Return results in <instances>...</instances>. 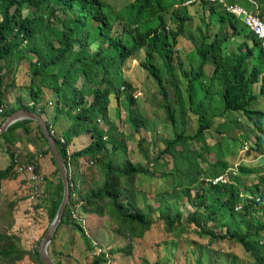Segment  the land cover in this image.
Returning a JSON list of instances; mask_svg holds the SVG:
<instances>
[{
	"label": "trees",
	"instance_id": "16d2710c",
	"mask_svg": "<svg viewBox=\"0 0 264 264\" xmlns=\"http://www.w3.org/2000/svg\"><path fill=\"white\" fill-rule=\"evenodd\" d=\"M186 1L125 0L117 8L115 0H0V125L18 109L42 116L69 179V201L48 245L50 252H55L52 246L62 224L85 231L77 214L82 206L87 214L106 216L129 241L152 228L157 212L176 250L185 239L186 225H193V231L207 240L204 245L194 243L196 264H216L224 259L212 248L220 241L238 244L249 258L225 253L224 264H240V260L241 264H264V173L259 172L257 181L247 184L246 177L255 172L244 166L232 172L225 152L228 142H244L254 157H264V47L242 16L218 2ZM224 1L244 7L239 0ZM188 6L193 7L192 12ZM260 9L256 15L264 20V3ZM59 10L62 16L57 14ZM232 42L235 49L228 47ZM132 56L153 78L160 94L158 104L173 129V136L163 139L164 147L159 150L156 139L146 136L152 126L140 113L134 88L123 71ZM22 60L27 61L24 72L29 76L25 87L19 86L15 76L21 72ZM9 71L13 75L7 80ZM13 90L18 94L7 103L6 93ZM112 102L117 116L119 105H123L128 133L120 131L111 119ZM48 105L53 106L51 118L66 121L59 135L54 119L48 121ZM190 113L197 123L194 133L187 131ZM214 116L221 117L216 126ZM234 129L243 130L228 135ZM212 131L218 135L209 145L206 133ZM23 137L33 145L34 140L39 141L38 150L30 145L19 147ZM75 137L77 146L70 150ZM0 139L8 156L7 164L0 168V188L3 180L21 175L13 159L16 151L22 162L34 164L38 171V158L49 155L55 167L50 178L44 177V195L36 203L45 202L49 225L60 204L63 183L41 127L35 120H18ZM132 140L144 163L129 158L127 143ZM211 151L214 160L206 156ZM162 155L172 160L167 171L160 162ZM72 157L77 162L75 191L69 174ZM199 159L206 162L205 167ZM84 163L87 170L94 165L99 176L82 171ZM158 171L164 187L151 192L143 189V180L154 178ZM220 176L224 180L211 182ZM185 202L195 209L183 221L180 205ZM86 245L94 254L90 264H104L107 252L128 255L132 248L128 243L104 251L88 239ZM25 254L17 236L0 233V264H16ZM32 254L43 264L38 246ZM58 254L62 256L63 251ZM216 254H220L219 261ZM55 262L67 264L60 258ZM161 263L155 260V264Z\"/></svg>",
	"mask_w": 264,
	"mask_h": 264
},
{
	"label": "rangeland",
	"instance_id": "374dc122",
	"mask_svg": "<svg viewBox=\"0 0 264 264\" xmlns=\"http://www.w3.org/2000/svg\"><path fill=\"white\" fill-rule=\"evenodd\" d=\"M114 6L120 8L125 0H115ZM194 1V0H190ZM199 2V0H196ZM187 2V1H186ZM240 4H243L244 7L247 8L249 12L257 14L261 9V5H263V0H239ZM253 5V6H252ZM199 7V6H197ZM188 11L192 12L193 7L188 6ZM201 10V9H200ZM26 9L24 13H26ZM58 15L62 16V11L57 12ZM251 36L248 38L251 44ZM261 45L264 47V42L262 39ZM77 47V46H76ZM229 48L236 47L234 42L229 43ZM21 72L17 71L15 73L17 83L20 87H25L28 85L29 76L24 72L25 67H27V61H21ZM124 72L127 76V82L134 88L132 94L136 97L138 109L140 113L149 119V125L152 126L150 133H146L147 138L156 139V149H162L164 147L163 139L173 136V129L168 123L166 119V115L164 113V109L160 107L158 104L159 93L156 89V84L153 81V78L149 77L145 70L138 64V60L136 56H132L128 64L123 68ZM209 69V67H208ZM13 75L12 71H9L7 74V80H9ZM80 81L78 85H80ZM169 95L172 96V87L168 85ZM23 89V88H22ZM24 90V89H23ZM17 90H13L10 94L6 93V101L8 103L9 100H13L14 96L17 95ZM49 95L48 93H46ZM22 95H26V93H22ZM44 95L45 97L48 96ZM112 102V109L110 110V117L116 123L120 131L128 133L129 128L128 125L124 122L125 112L123 111V105H119V116H117L116 109L117 106ZM53 105V103H52ZM48 105L46 107L47 116L50 117L53 113V106ZM264 106V104H262ZM261 106V105H260ZM218 115V114H217ZM221 117L214 116L213 118V126L220 121ZM54 119V129L56 134H61V131L65 129L66 121L55 119L53 116L50 117L48 121ZM59 121L62 123L60 126ZM102 126L104 123L100 122ZM197 127L195 117L190 113L188 114V124L187 131L189 133H194ZM251 126H248V130ZM243 129H234L228 133L230 136H235L242 132ZM250 132V130H249ZM33 134V132H32ZM216 132H211L210 135L206 133V140L209 145H212L217 138ZM83 134L81 138H84ZM253 139V137H251ZM76 137L73 139V146L70 147V150L75 149L77 146ZM35 145L32 144V141L28 143V141L23 137L21 144L19 147L28 148L29 145L32 146L34 151H37L40 145V142L34 140ZM2 141L0 139V168L4 167L8 162V156L4 151L2 146ZM32 144V145H31ZM128 152L129 158L133 161H141L145 162L146 160L141 154L138 152L137 147H135L136 141H128ZM227 156V160L231 164V171H236L238 166H244L247 168H251L254 175L246 177V183L250 184L254 181H257V177L255 175H259L260 173H264V157H254L253 154L250 153V150L247 151V145L244 142H237L232 145L230 142L227 144V150L225 151ZM151 155V154H150ZM207 158L210 160H214V152H206ZM71 165L69 174L72 181V186H74V191L78 184L77 181V169H76V159L75 157L71 158ZM83 162V161H82ZM85 162V161H84ZM160 162L164 165V171H167L172 166L171 158H167L166 155H162L160 158ZM201 167H205L206 162L203 159H199ZM39 172L46 176L47 178L51 177V172L54 170V165L51 162L49 155L40 156L38 158ZM85 163L80 165L82 171L91 172L92 176L98 177L97 168L94 165L91 166L90 170L85 169ZM161 172H156L154 178L146 177L143 180V189L148 191H157L164 187V182L160 178ZM90 177V176H89ZM227 178V175L224 176ZM23 176L19 175L16 179H7L3 180L0 188V233H6L7 235H15L19 239V245L26 251L24 257L16 262V264H41L38 262L33 256V250L36 246L39 245L40 237L43 233V230L48 225V214L46 211L45 202L42 201L37 206V200H29L30 195V186L29 183L23 181ZM167 184V181L165 182ZM204 185V183H203ZM45 188V187H44ZM192 190V194H193ZM44 195V193L39 197V199ZM151 194L149 198L153 197ZM38 199V200H39ZM152 201V198L150 199ZM182 216L181 219L185 221L187 215L190 211L195 209V206L190 205L188 202H185L180 205ZM201 209H203L201 207ZM78 216L80 217V221L82 225L84 224V230L73 229L72 226L67 225L66 223L62 224L56 233L55 241L53 244V248L55 252H50L49 254L54 261L59 258L63 260L64 263L67 264H90L94 254H91L87 248L86 240L94 242L103 248L104 251L114 248H122L126 244L131 245V253L125 255L123 252L113 253L107 252V260L104 264H155V260L162 261L161 264H165V257H167L168 264H196L195 263V255L192 252L194 245L196 246L197 241L201 242L202 245L206 243V239L199 237L193 231V225H186L187 231L183 233V237L185 238L180 242V248L177 250L173 248V245L176 243L172 240L170 234L165 232L163 229L162 220L157 218L158 213L153 214V219L155 220L152 228L147 231L143 237L135 238L132 241H129L122 235H120L116 230V226L114 224H109L107 221V217H97L93 212L87 214L84 208L81 206L78 210ZM42 239V238H41ZM177 244L179 245V241ZM196 241V242H195ZM212 248L217 251H220L225 258L220 262H216V264H224L226 263L225 253H235L240 258H247V255L239 246L234 242L229 241H220L215 242L212 245ZM58 251H63L62 256L58 254ZM97 248L94 249V253L97 252ZM70 254V255H68ZM202 254L206 255V250L202 251ZM220 254H216L217 261L220 259ZM216 261V260H215ZM240 260V264L243 263ZM215 263V262H214ZM201 264H206V261H203Z\"/></svg>",
	"mask_w": 264,
	"mask_h": 264
},
{
	"label": "water",
	"instance_id": "95a60500",
	"mask_svg": "<svg viewBox=\"0 0 264 264\" xmlns=\"http://www.w3.org/2000/svg\"><path fill=\"white\" fill-rule=\"evenodd\" d=\"M22 119H31L35 120L39 126L41 127V130L44 134V136L47 138L49 147L51 149V152L53 154V157L55 158L57 167L59 169L62 183H63V194L60 201V204L57 208V211L50 222V224L47 227L46 232L44 233L42 239L40 240V243L38 245V254L39 259L43 264H57L52 257L49 254L48 251V245L58 227V225L61 222L63 212L65 210V207L69 201L70 197V188H69V179L67 176V169L64 164V161L62 159V156L59 153V150L55 144L54 138L51 135V133L48 130V127L46 125V122L42 116H40L38 113L27 110V109H18L16 111H13L9 115L5 117L3 122L0 125V134L6 131V129L13 124L14 122Z\"/></svg>",
	"mask_w": 264,
	"mask_h": 264
},
{
	"label": "built area",
	"instance_id": "2783aa9c",
	"mask_svg": "<svg viewBox=\"0 0 264 264\" xmlns=\"http://www.w3.org/2000/svg\"><path fill=\"white\" fill-rule=\"evenodd\" d=\"M200 1V0H199ZM210 2H218L225 7V9L237 16H242L245 24L249 29L260 39L264 40V21L259 18L256 14L249 12L238 3L226 4L224 0H208ZM190 2V0L188 1ZM1 111V108H0ZM14 162L18 172L27 180L30 186L29 200H38L43 194V187L45 184L44 175H42L36 166L32 163L22 162L19 158L18 151L14 153ZM224 180L222 176L213 179L211 182L216 183L217 181Z\"/></svg>",
	"mask_w": 264,
	"mask_h": 264
},
{
	"label": "clouds",
	"instance_id": "9594fccd",
	"mask_svg": "<svg viewBox=\"0 0 264 264\" xmlns=\"http://www.w3.org/2000/svg\"><path fill=\"white\" fill-rule=\"evenodd\" d=\"M188 1H189V0H188ZM188 1H187L186 3H189ZM239 17H240V16H239ZM259 18H260V17H259ZM263 21H264V20H263ZM253 34H254V33H253ZM254 35H255V34H254ZM255 36H256V35H255ZM256 37H257V36H256ZM257 38H258V37H257ZM258 39H260V38H258ZM262 40H263V39H262ZM263 42H264V40H263Z\"/></svg>",
	"mask_w": 264,
	"mask_h": 264
},
{
	"label": "bare ground",
	"instance_id": "6f19581e",
	"mask_svg": "<svg viewBox=\"0 0 264 264\" xmlns=\"http://www.w3.org/2000/svg\"><path fill=\"white\" fill-rule=\"evenodd\" d=\"M246 36V35H245ZM136 96V95H135Z\"/></svg>",
	"mask_w": 264,
	"mask_h": 264
}]
</instances>
